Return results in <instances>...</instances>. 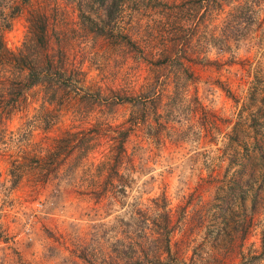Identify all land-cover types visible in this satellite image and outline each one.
<instances>
[{
  "label": "rangeland",
  "instance_id": "1",
  "mask_svg": "<svg viewBox=\"0 0 264 264\" xmlns=\"http://www.w3.org/2000/svg\"><path fill=\"white\" fill-rule=\"evenodd\" d=\"M159 258L264 264V0H0V264Z\"/></svg>",
  "mask_w": 264,
  "mask_h": 264
},
{
  "label": "trees",
  "instance_id": "2",
  "mask_svg": "<svg viewBox=\"0 0 264 264\" xmlns=\"http://www.w3.org/2000/svg\"><path fill=\"white\" fill-rule=\"evenodd\" d=\"M202 3L203 0H199ZM111 5L109 6V8ZM108 9V8H107ZM37 32H33L36 37V44H46V25L44 20L39 23ZM33 31V30H32ZM34 42V41H33ZM35 43H27L25 40L22 42V46L14 51L7 49L9 54L6 58H1L5 64H10L15 68L17 77L12 79L13 84L17 86V93L23 87H30L34 84H44L49 87H58L63 85L62 79L66 78V68L62 59H53L48 51L41 50ZM60 54H62L60 52ZM21 77V78H18ZM62 87V86H61ZM167 221L166 225L160 226L163 239L165 240V251L169 254V219L168 216L165 218ZM132 263H140L138 258L130 261ZM159 264H170L169 261H163L160 258L157 260Z\"/></svg>",
  "mask_w": 264,
  "mask_h": 264
}]
</instances>
